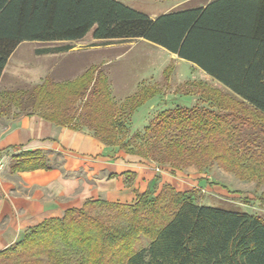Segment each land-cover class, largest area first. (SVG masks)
Segmentation results:
<instances>
[{
  "label": "trees",
  "instance_id": "obj_1",
  "mask_svg": "<svg viewBox=\"0 0 264 264\" xmlns=\"http://www.w3.org/2000/svg\"><path fill=\"white\" fill-rule=\"evenodd\" d=\"M87 37L143 40L159 47L195 65L264 117V0H210L155 18L117 0H0V78L22 44L78 43ZM71 49L53 46L36 53ZM19 98L17 91L0 94L2 102L15 106ZM80 98H85L82 119L73 109ZM148 101L142 94L135 109ZM28 102L30 113L56 126H85L101 144L145 159L119 139L124 124L116 120L108 81L95 66L63 85L45 77L29 92ZM8 107L0 105V112ZM153 120L142 138L162 151V163L170 164L171 172L180 170L176 163L201 156L202 170L214 162L256 173L247 165L249 158L227 143L240 133L234 114L175 108ZM14 162V171L47 168L39 152L19 154ZM123 175L125 181L134 177ZM0 264H264V218L196 204L188 193L163 185L158 194L144 192L133 205L87 201L60 219L45 220L1 251Z\"/></svg>",
  "mask_w": 264,
  "mask_h": 264
},
{
  "label": "rangeland",
  "instance_id": "obj_2",
  "mask_svg": "<svg viewBox=\"0 0 264 264\" xmlns=\"http://www.w3.org/2000/svg\"><path fill=\"white\" fill-rule=\"evenodd\" d=\"M117 1L148 15L185 7L181 5L171 9L174 0ZM204 1L209 0H196L193 4L199 5ZM65 45L72 49L53 54L36 53L38 49ZM109 45L112 46L105 49ZM94 46L100 49L92 50ZM122 54L125 55L122 59L106 65V62ZM91 66L97 67L112 85L109 94L110 98L112 96L115 117L124 124V130L118 133L119 139L126 143V150L139 151L145 156L144 159L124 153L134 166L149 168L146 175L152 183L149 189L151 196L158 194L160 188L168 185V182L175 192L191 195L196 204L222 206L264 218V117L248 110L228 90L190 67L187 62L180 61L145 41H93L87 37L78 43L22 44L8 62L3 78L9 91L20 93V98L16 101L18 105L9 107L8 116L27 115L31 112L29 92L40 85L45 77H49L53 83L63 85L79 78ZM144 93L149 101L135 109L137 98ZM84 101L85 98H80L73 107L78 119L84 117L85 110L81 107ZM175 108H193L221 116L234 114L239 122L240 133L227 143H230V148L240 157L245 154L249 158L247 165L253 166L256 173L248 175L246 168L238 171L218 166L214 162L202 170L199 166L205 163H202L201 156L197 158L199 162L194 160L176 163L180 170L171 172L170 164L162 163V151L159 153L151 146L148 138L142 136L144 128L154 123L153 119L157 115ZM79 127L88 129L82 125ZM166 150L169 151L168 148ZM114 158L108 157L109 160ZM104 164L110 165L108 170H112V161H105ZM51 165L61 169L62 158L55 156ZM106 175L107 171L104 173ZM134 177L127 181H133Z\"/></svg>",
  "mask_w": 264,
  "mask_h": 264
},
{
  "label": "crops",
  "instance_id": "obj_3",
  "mask_svg": "<svg viewBox=\"0 0 264 264\" xmlns=\"http://www.w3.org/2000/svg\"><path fill=\"white\" fill-rule=\"evenodd\" d=\"M194 1L196 0H174L171 9L181 5L185 7H178L175 11L198 6L193 4ZM169 12L171 11L147 15L155 18ZM111 46H105V49ZM91 49L100 48L94 46ZM124 56L114 57L106 65ZM188 64L221 85L195 65ZM7 66L8 63L0 78V94L9 91L7 84L3 82ZM108 83L111 91L112 85L110 81ZM0 103L14 106L7 99L3 102L0 100ZM35 152L43 155L47 168L13 170L15 158L19 154ZM57 155L62 158L61 169L51 165ZM113 156V160L108 159ZM0 158L5 165L0 174V252L20 242L29 230L45 220L60 219L66 210L79 209L87 201L103 198L111 203L133 205L144 192L150 191L152 185L151 179L146 175L149 168L134 166L123 151L101 144L88 129L56 126L37 113L8 116V110L0 112ZM105 161H112V170H108L110 165H105ZM125 173L134 174L133 181H125ZM109 175L116 177L107 179ZM166 184L169 185L168 182Z\"/></svg>",
  "mask_w": 264,
  "mask_h": 264
},
{
  "label": "built area",
  "instance_id": "obj_4",
  "mask_svg": "<svg viewBox=\"0 0 264 264\" xmlns=\"http://www.w3.org/2000/svg\"><path fill=\"white\" fill-rule=\"evenodd\" d=\"M4 162H3V160L0 158V174H1V172L3 171V169H4Z\"/></svg>",
  "mask_w": 264,
  "mask_h": 264
}]
</instances>
